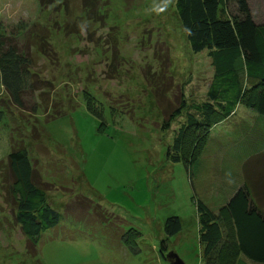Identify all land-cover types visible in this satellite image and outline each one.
I'll list each match as a JSON object with an SVG mask.
<instances>
[{
	"label": "rangeland",
	"instance_id": "1",
	"mask_svg": "<svg viewBox=\"0 0 264 264\" xmlns=\"http://www.w3.org/2000/svg\"><path fill=\"white\" fill-rule=\"evenodd\" d=\"M173 1L92 0L104 17L88 20L81 0H54L45 8L37 0H0V33L29 44L30 72L43 85L26 91L23 109L10 104L0 86V264H168L159 252L160 239L166 242L164 254L172 250L183 264H203L193 197L211 201L217 193L209 180L218 143L248 147L246 127L233 128L229 120L238 115L251 124L256 112L238 104L226 123L211 124L200 155L193 141L184 145L189 169L165 158L171 124L160 126L157 93L172 101L191 73V89L203 97L212 69L204 50L189 48ZM247 1L254 19L263 22L264 0ZM42 25L48 27L47 47L41 45L49 48L46 55L36 45ZM148 69L151 77L144 74ZM83 90L102 104L103 123L86 109ZM221 123L220 135L227 137H210ZM18 138L48 182L47 202L59 213L28 248L13 219L6 159ZM170 214L181 216V230L166 235L162 221ZM128 227L136 229L132 235L138 232L134 249L121 239ZM242 258L231 264L250 263Z\"/></svg>",
	"mask_w": 264,
	"mask_h": 264
},
{
	"label": "trees",
	"instance_id": "2",
	"mask_svg": "<svg viewBox=\"0 0 264 264\" xmlns=\"http://www.w3.org/2000/svg\"><path fill=\"white\" fill-rule=\"evenodd\" d=\"M53 1L37 0L42 8ZM88 1L81 0L85 18L93 20V16L104 17L99 6L94 3L95 0ZM173 3L175 16L185 33L189 48L193 52L204 50L212 67L208 68L210 75L205 82L203 97H198L191 89L194 83L191 73L192 76L189 74L179 84L178 94L172 101L163 91L157 93L163 109L160 126L165 129L174 122L165 158L181 161L189 169L190 160L185 158L183 146L193 141L196 156L200 155L209 126L220 119L231 117L238 104L253 109L257 113H254L256 123L264 129V21L254 19L247 0H174ZM47 28L45 25L40 26V37L36 43L37 50L44 55L49 49H46L47 44L44 42ZM32 29V33L39 34ZM112 43L116 46L115 36ZM43 44H46L45 49L41 47ZM28 45L18 44L10 33H0V86L10 104L21 109L26 101V91L40 90L43 86L30 72L32 57ZM115 53L114 50V57ZM144 74L152 76L149 69ZM168 79L172 86L173 78ZM81 95L86 109L103 123L102 104L86 90ZM29 109H34L33 104ZM183 112L184 116L180 118ZM259 117L263 122L259 121ZM10 146L6 159L12 178L10 193L15 202L13 219L26 237L28 248L34 245L42 229L59 220V213L47 202L48 182L42 179L32 164L21 138ZM261 146L264 147L263 143ZM222 165L226 164L223 162ZM222 169L223 172L228 170ZM214 175L209 185L212 188L217 186L214 188L217 193L208 197L211 201L193 197L202 263L224 264L226 257L227 264H231L237 261L239 255L247 259L249 264L264 262V149L243 160L241 184L233 191L228 193L230 185L218 187L220 175L216 169ZM133 230L136 229L128 227L121 234L122 241L130 249H134L133 244L138 236V232L132 235ZM162 230L166 235L179 233L180 217L177 214L165 216ZM165 251L166 242L160 239L159 252L162 257Z\"/></svg>",
	"mask_w": 264,
	"mask_h": 264
},
{
	"label": "crops",
	"instance_id": "3",
	"mask_svg": "<svg viewBox=\"0 0 264 264\" xmlns=\"http://www.w3.org/2000/svg\"><path fill=\"white\" fill-rule=\"evenodd\" d=\"M237 106L235 107V110L231 114V116L235 115ZM251 117H252V123L250 124V122H248L246 125L243 123L244 119L238 115H235V117L232 120H229L231 122V124L233 125V128H235L237 126H243V125H244V127H246L245 137L248 140V142H247L248 147H244V148L243 147H237L233 144L232 145H221L220 143H218L215 146V152H216V168L215 169L218 172V176L220 175V173H222L220 175V180H219L218 186L226 187V185H230L229 191L227 189L228 193L233 191L234 189H236L241 184V179H240L241 178V164H242L243 160L246 157H248L254 153H257L258 150L264 149V147L261 145L259 147L255 146L257 140L262 141L263 145H264V141H263L264 140V129L261 126H259V128L257 129L255 114H252ZM228 119L229 118L226 117L222 121H224V123H226V121H228ZM222 125H223V127L220 129H217L216 132H213V134H211L210 137L216 135L218 137L226 138L227 134L220 135L223 133V130L225 128V124H222ZM213 126L217 127V123H214ZM210 137L208 138V140L210 139ZM250 145L252 147H250ZM205 146H206V144L204 145V148H205ZM223 162L226 165H222ZM222 168H225L228 170H226V172H223ZM227 196H226V198H227ZM178 216L180 217L181 224H182L181 216L180 215H178Z\"/></svg>",
	"mask_w": 264,
	"mask_h": 264
},
{
	"label": "water",
	"instance_id": "4",
	"mask_svg": "<svg viewBox=\"0 0 264 264\" xmlns=\"http://www.w3.org/2000/svg\"><path fill=\"white\" fill-rule=\"evenodd\" d=\"M164 258L167 260L168 264H183V261L180 259V257H178L177 254L172 250H168L164 254Z\"/></svg>",
	"mask_w": 264,
	"mask_h": 264
}]
</instances>
